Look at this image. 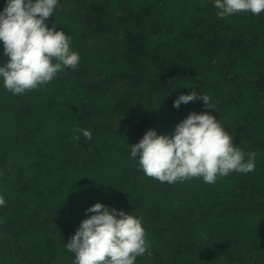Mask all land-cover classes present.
<instances>
[{
	"label": "trees",
	"instance_id": "1",
	"mask_svg": "<svg viewBox=\"0 0 264 264\" xmlns=\"http://www.w3.org/2000/svg\"><path fill=\"white\" fill-rule=\"evenodd\" d=\"M5 0H0V10ZM212 0H59L46 24L81 59L13 95L0 83V264H73L65 245L101 202L142 220L135 264H264V13ZM0 44V64L5 63ZM209 96L173 107L180 94ZM209 112L255 171L215 184L146 176L130 145ZM88 129L92 138L82 135Z\"/></svg>",
	"mask_w": 264,
	"mask_h": 264
},
{
	"label": "clouds",
	"instance_id": "2",
	"mask_svg": "<svg viewBox=\"0 0 264 264\" xmlns=\"http://www.w3.org/2000/svg\"><path fill=\"white\" fill-rule=\"evenodd\" d=\"M59 0H5L0 10V44L5 63L0 64V83L13 95L23 94L51 82L66 68L75 70L78 52L70 48L71 37L65 31L49 27L47 19ZM217 18L248 12L264 13V0H212ZM197 99L206 108L215 109L210 97L196 91L180 94L173 107ZM91 139L88 129L80 136ZM130 157L138 160L143 173L160 182L173 184L189 178H201L215 184L218 177L232 172L255 171V152L245 153L233 143V136L209 112H189L174 126L171 135L148 129L139 141L130 145ZM6 201L0 195V207ZM83 219L64 244L74 254L73 264H135L149 248L142 220L122 209L96 202L85 209Z\"/></svg>",
	"mask_w": 264,
	"mask_h": 264
}]
</instances>
